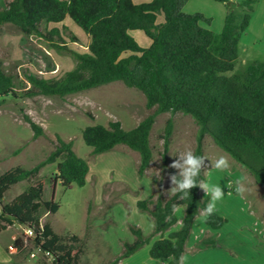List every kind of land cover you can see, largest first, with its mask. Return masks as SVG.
Segmentation results:
<instances>
[{
    "label": "trees",
    "instance_id": "1",
    "mask_svg": "<svg viewBox=\"0 0 264 264\" xmlns=\"http://www.w3.org/2000/svg\"><path fill=\"white\" fill-rule=\"evenodd\" d=\"M190 0H153L136 4L132 0H7L0 11V25L10 24L24 36L43 37L41 26L62 24L70 19L90 44L86 53L71 50L62 39V29L48 32V39L58 36L63 45L55 48L67 52L75 67L59 79L27 77L32 89L28 97L43 95L64 98L114 82L141 91L146 106L154 110L140 124L125 130L120 122L86 127L83 140L97 156L124 145L139 153L138 175L143 178L153 161L150 136L159 115L182 113L198 126L194 153L204 156V139L210 136L216 146L227 153L264 187V61L247 63L244 72L229 75L239 58L242 35L248 30L258 0H242L234 6L230 0H215L227 6L222 31L215 33L207 26L212 22L202 14L189 15L183 8ZM163 20L160 21L159 17ZM141 31L150 40L142 48L132 36ZM77 38L73 37L72 41ZM14 78L0 66V101L16 97ZM25 121L35 138L43 129L28 115ZM174 131V121L166 122L162 139L167 152ZM73 142L58 138L56 150L32 169L21 166L0 175V233L15 225L34 229L33 247H41L55 256L54 264H81L84 255L82 239L73 234H56L45 215H55L60 205L45 200V179L41 171L56 164L54 189L58 183L68 188L87 184L89 164L74 151ZM170 174H178L171 170ZM204 167L198 181H205ZM28 186L14 200L6 203V193L15 185ZM210 198L203 197L199 186L190 190L185 200L167 198L162 190L138 207L154 219L155 235H164L178 223L173 205L185 208L180 229L155 241L150 250L153 259H171L179 264L191 237L196 219ZM153 206V208H151ZM206 225L213 230L223 228L226 220L215 210L206 216ZM133 242L123 243L121 256L105 264H117L150 244L152 236L131 227ZM15 247L23 250L18 237Z\"/></svg>",
    "mask_w": 264,
    "mask_h": 264
},
{
    "label": "rangeland",
    "instance_id": "2",
    "mask_svg": "<svg viewBox=\"0 0 264 264\" xmlns=\"http://www.w3.org/2000/svg\"><path fill=\"white\" fill-rule=\"evenodd\" d=\"M241 1L230 0L234 6ZM5 2L7 0H0V11ZM227 11L226 4L215 0H191L183 8L186 14H202L211 19L208 28L215 33L222 31ZM252 18V28L242 35L239 58L229 75L244 72L249 62L264 61V53L259 50L264 47V0H258ZM159 19L163 21L162 16ZM68 20L71 25L63 30L62 39L71 50L86 53L90 44L89 37ZM59 25L62 29L65 24ZM53 28L52 25L43 24V37H27L10 24L0 25V66L14 78L16 92V97L8 96L0 101V175L18 166L24 169L34 168L56 150L58 138H61L65 142H73L77 155L98 170L103 180L108 179L110 174L113 176L116 171L118 176H125L131 184L135 183L133 165L139 166V153L119 145L110 153L101 155L103 157L96 162L97 156L92 155V148L85 145L82 134L86 127L98 124L108 126L111 122H120L125 130L136 128L154 111L147 108L146 98L141 91L127 88L121 82H114L64 98L27 96V92L32 89L28 76L59 79L76 65L70 54L55 48V45H63L58 36L48 39V32ZM133 33L140 47H150L151 42L143 32ZM73 37L77 38L76 41H72ZM26 115L43 129L42 136L35 138L34 131L25 121ZM169 119L174 121V131L166 152L162 136ZM197 132L198 126L190 116L165 113L157 117L150 136L153 161L146 174L150 180L156 179L154 195L162 190L167 198L171 197L168 195L172 186L170 171H178L171 164L179 159V153L185 148L190 147L195 151ZM219 155L228 157V169L218 170L212 167L211 161H215ZM204 156L208 158L204 166L205 183L219 185L226 180L225 187L223 184L219 185L224 189V196L216 202V210L226 220L225 225L219 230H213L206 225L203 216H200L193 230L195 236L200 234L201 225L208 227L209 241H217L215 249L209 246V264H264V187L255 184L250 173L216 146L210 136L204 139ZM55 167L56 164L46 166L42 169L41 176L46 182V200H55L60 205V210L55 215L44 216L43 222H49L59 235L74 234L83 237L84 255L81 264L110 262L111 249L105 245L101 230L109 234L111 239L126 238L127 232H131L127 227V218L117 215L118 225L112 226L114 229L111 231L106 230L111 227L110 221L104 227H93L92 224H98L106 211V208L94 206L97 192L90 183L83 188L76 185L65 188L59 183L54 191ZM245 177L250 181L252 191L242 197L235 192L234 187L237 181H244ZM27 186V182L13 186L6 193L4 201L9 203ZM127 190L124 183L113 182L106 185L103 189L106 199L104 207L118 201L121 195L132 194ZM201 194L203 197L207 196L203 189ZM145 195L142 194L143 197ZM134 196L139 195L137 193ZM132 220L135 221L134 218ZM14 232L17 237L23 234L22 229H14ZM2 238H8V233L3 234ZM198 238L200 239L199 236ZM33 249L31 242L24 246L18 255L21 264H52L49 259L41 256L38 260L30 259Z\"/></svg>",
    "mask_w": 264,
    "mask_h": 264
},
{
    "label": "crops",
    "instance_id": "3",
    "mask_svg": "<svg viewBox=\"0 0 264 264\" xmlns=\"http://www.w3.org/2000/svg\"><path fill=\"white\" fill-rule=\"evenodd\" d=\"M132 1L136 4H144V3L152 2L153 0H132ZM5 3H4V5H5ZM4 5L2 8H4ZM252 19H251V22H250L248 29L252 28V25H253ZM224 23H225V20H224ZM63 24H65V26L71 25L69 20H66ZM50 25H52L54 28H59V26H60L59 24H50ZM223 27H224V25H223ZM131 34H132V36L134 35L133 32ZM259 50H261L262 53H264V47L259 48ZM108 153H110V152H108ZM101 155H103V154H101ZM101 155H97L96 162L98 159H101V157H103ZM138 159H140V157ZM133 166H135V174L132 173V175H136L135 179H134L135 183H133L134 185L131 184L129 182V179H127L125 176L124 177L118 176L116 171L114 172L113 176H112V174H110L108 179L103 180L100 177L99 171L96 170L95 168L93 169V166H91L89 164L90 170H89V173L87 176V183H90V185L93 186L95 192H97V194H95V197H94V199H95L94 206L97 208H106V211L104 212L105 216L102 215L104 220L102 219V217L100 219L97 218V219H99L98 220L99 223L98 224H92V226L93 227H99V228L104 227L106 222L110 221L111 227H108L106 230L111 231L112 229H114L112 226H114L115 224L118 225L117 224L118 223L117 215H121V216L127 218L126 222H127V227H128L129 232H130V228L134 227V228L140 229L145 236H147V237L152 236V241L150 242V244L144 246L138 252L133 254L130 258L125 259V260H121L117 264H170L171 259H160V260L153 259L150 256V250H151L152 245L155 241L159 240L161 237L167 238L170 233L176 232L180 229L182 222H183V219H184V216H185V208L179 207L178 210L176 211V215L178 218L177 225H175L171 230H169L163 236L162 235L153 236L154 229H155L154 219L150 213L140 211V209L138 207V203L140 201L149 200L152 196H154L153 188H154V184L156 183V179L150 180L146 176L147 172L143 178H140L138 175V165L136 166V164H134ZM112 177H113V179H112ZM140 179H142V180L138 181ZM225 181L226 180H224L222 182L224 187L226 186ZM113 182L124 183L128 187L127 191H129L132 194L121 195L118 201L113 202V203H109L108 206L104 207L106 199L103 196V189L106 185L111 184ZM222 184H219V185H222ZM57 185H56V188H57ZM56 188L54 189V191L56 190ZM137 193L139 196H134ZM143 193L146 194L145 197L142 196ZM45 196H46V186H45ZM206 197H209V195H207ZM14 199H12V200H14ZM45 200H46V198H45ZM130 200H131V202H130ZM46 201H49V200H46ZM151 208H153V206ZM0 210H1V207H0ZM217 213L219 214L218 211H217ZM45 216L49 217L50 215L47 214ZM133 216H135V217H133ZM200 216H203V220H206V216L202 215V212L199 215V217ZM132 218H134L135 221H133ZM198 218L196 220H198ZM43 221H44V219L42 220V222ZM45 223H49V222H45ZM196 223H197V221L195 222L194 227L196 226ZM51 227H52V225H51ZM14 229H22V228L18 225H15L13 227L8 228L6 231L0 233V264H21L18 260V255L21 252V250H19L14 245L15 240L18 238L16 233L14 232ZM99 230H101V229H99ZM193 230H194V228H193ZM101 231H102L101 234H102L103 241H104L105 245H108L109 249H111L110 252L112 253V255H111L112 258L110 261H113L115 258L121 256L123 249H124V247H123L124 241L133 242L135 240V237L131 232H130V234L127 232L126 238H119V239L113 238V239H111L110 237H108L109 234H105V232L103 230H101ZM5 233H8V238L3 239L2 235ZM198 236L200 237V239L198 238ZM79 237L82 239V242H84L83 237H81V236H79ZM216 245H217V241H212V239H211V241H209V228L201 225L200 234L194 236L193 231H192L191 237H190V239H189V241L185 247V253L183 255L185 258L184 264H209V246H212L215 249ZM81 263H83V262H81ZM104 263H107V262H104Z\"/></svg>",
    "mask_w": 264,
    "mask_h": 264
},
{
    "label": "clouds",
    "instance_id": "4",
    "mask_svg": "<svg viewBox=\"0 0 264 264\" xmlns=\"http://www.w3.org/2000/svg\"><path fill=\"white\" fill-rule=\"evenodd\" d=\"M179 159L175 160L171 167L178 170V174L170 176L171 188L168 190L169 196H179L180 200H185L190 195V190L199 186L206 195H210V200L202 210V215L211 216L216 209V202L223 198L224 189L219 185H209L204 181H198L202 168L205 166V156H198L189 147L179 153ZM212 162V167L218 170H225L230 167L229 159L226 155H219ZM250 181L245 177L244 181H237L234 190L238 195L244 197L252 189L249 187ZM178 210L177 205H173V212ZM185 258L182 255L179 264H184Z\"/></svg>",
    "mask_w": 264,
    "mask_h": 264
},
{
    "label": "built area",
    "instance_id": "5",
    "mask_svg": "<svg viewBox=\"0 0 264 264\" xmlns=\"http://www.w3.org/2000/svg\"><path fill=\"white\" fill-rule=\"evenodd\" d=\"M20 226V225H18ZM23 230L22 238L24 242V246H27L28 243H32L34 239L36 238V233L34 229L27 227V226H20ZM33 251L30 253L29 258L32 260H38V258L41 256L43 258L49 259L52 264H54L55 256L49 251H43L41 247H33Z\"/></svg>",
    "mask_w": 264,
    "mask_h": 264
}]
</instances>
